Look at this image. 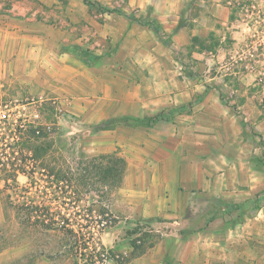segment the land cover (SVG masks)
Returning a JSON list of instances; mask_svg holds the SVG:
<instances>
[{
	"label": "rangeland",
	"instance_id": "obj_1",
	"mask_svg": "<svg viewBox=\"0 0 264 264\" xmlns=\"http://www.w3.org/2000/svg\"><path fill=\"white\" fill-rule=\"evenodd\" d=\"M89 1L94 4L0 0V264L130 263L155 244L158 250L185 245L193 249L206 238L214 254L219 247L232 249L234 264H264V0H187L184 10L206 15L205 27L209 16L217 17L214 28L206 34L194 30L179 48L167 33L156 36L162 57L171 58L150 65L154 71L177 72L193 79L189 84L198 81L205 89H218L225 104L237 107H231L234 113L249 119L234 142L237 171L231 195L214 197L208 188L186 182L181 186L188 205L182 222L164 223L157 216L163 221L157 226L155 220L137 216L144 209L125 207L141 200L137 192L129 195L126 184L113 192L100 184L91 190L85 186L79 199L61 194V187L81 188L77 181L58 178L83 173L88 156L116 151L115 146L127 155L132 127L173 120L167 110L149 125L152 115L111 116L122 103L127 107L124 101L130 97L125 92L140 81L135 66L119 59L117 39L123 28L129 32L131 20L104 12L100 5L142 19L149 16L130 9L128 0ZM142 29L140 35L148 38L151 28ZM109 93L115 99L110 105ZM203 131L220 136V129ZM113 133L127 143L117 144ZM196 154L186 161L195 168V181L201 177L200 167H214ZM245 174L249 186L236 183ZM204 178L212 185L217 176ZM18 206L24 207L21 213ZM28 207H34L29 216ZM85 240L86 249L66 247ZM95 248L107 251L110 258H97ZM166 260L182 262L175 254Z\"/></svg>",
	"mask_w": 264,
	"mask_h": 264
},
{
	"label": "crops",
	"instance_id": "obj_2",
	"mask_svg": "<svg viewBox=\"0 0 264 264\" xmlns=\"http://www.w3.org/2000/svg\"><path fill=\"white\" fill-rule=\"evenodd\" d=\"M186 2L188 1L128 0V7L137 10L138 15L149 16V19L157 21L164 33L171 36L173 45L179 48L189 42L191 32L197 29L201 34H206L208 30L214 28L212 21H217V17L212 20L209 16V27H205L206 15H202L201 11L197 14L194 9L193 12L190 10L186 12L184 10ZM117 20L126 21V19ZM127 22L129 32L123 28L117 39V44L121 40L119 59L135 66V78L140 83L139 85L135 82L131 84L132 88H128L129 90L125 92L130 97L124 101V106L127 107L124 108L122 103V106H117L119 112L111 116L134 114L141 118L146 115L154 117L157 113L167 110L172 113L170 116L173 120L157 122L154 126L143 124L132 127L129 133L130 147L127 155L115 146L116 151L119 150L128 163L122 187L126 184L124 189L127 188L130 196H134L137 192L141 197L139 204H126L125 207L135 209V211L144 209L137 216L147 221L155 220L156 222H152L154 226L163 223L162 220L155 219L157 216L163 218L164 223H180L188 206L183 195L185 191L181 189L182 184L188 182L189 186H192L196 183L200 188H208V194L214 197L231 195V189L234 188L236 180L234 178L235 168L237 171V167H234L237 166L234 163L236 160L234 142L241 138L244 121L247 125L249 119L234 113L231 107L233 109L237 107L225 104L218 89H205L198 81L189 84L188 81L193 79L177 72L154 71L150 65L163 61L168 63L171 57L169 55L162 57L164 53L161 52V42L156 38L157 34L151 30L152 28L148 30L149 37L146 38L140 35L142 28L146 25L129 20ZM231 23V26L235 25L233 20ZM201 25L204 27L199 28ZM127 48L130 50L125 51ZM201 96L202 98L197 100V97ZM107 98L109 105L115 100L110 93ZM187 102H190L189 105H184ZM186 110H191V114L183 112ZM207 128L220 129V136L214 138L207 133L204 134L203 129ZM117 130L112 131L116 134ZM114 133L115 142L124 145L126 139ZM196 153L201 155V158L205 157L210 165L214 163L211 169H208V166V168H199L197 176L201 177L197 178V181H195V168L186 162L188 156L193 157ZM223 159L226 160L225 165L221 163ZM217 160L220 162L218 163ZM217 172L222 173L218 175ZM222 174L225 175L224 180L221 179ZM187 175L190 176L188 179H186ZM210 175L217 176L212 185L211 181L207 184L204 178ZM236 183L249 186L247 174H245V179L242 178L241 181L237 179ZM223 193H226L225 196ZM177 197H182V199L178 201ZM212 202L218 206L217 201ZM219 203L220 206H228L227 201H219ZM158 245L152 246L147 253L138 258L139 261L137 259V262L127 264H234L232 249L227 246L219 247L220 249L214 254L213 249L209 247L211 244L208 245L207 238L193 249L185 245L181 249L160 247L158 250ZM173 254L181 256L182 262L174 260L173 263H168L166 257ZM210 256H213V261Z\"/></svg>",
	"mask_w": 264,
	"mask_h": 264
},
{
	"label": "trees",
	"instance_id": "obj_3",
	"mask_svg": "<svg viewBox=\"0 0 264 264\" xmlns=\"http://www.w3.org/2000/svg\"><path fill=\"white\" fill-rule=\"evenodd\" d=\"M84 1L89 4H94L89 0H84ZM100 6H101L100 8L104 10V12H107V13L117 12L119 14H123L127 16V18H129L131 21H135L140 24L149 26L157 33L158 36L163 35L164 31L161 25L155 20H151L148 18L142 19L130 13H127L119 8L104 7L102 5ZM201 98L202 96L197 97V100H200ZM162 118H163L162 114H158L154 117H150L148 119L147 125H149L150 122L155 123L156 121ZM244 124L246 125L245 121H244ZM86 159L87 161L85 163L86 164L85 167L83 168V173L76 176L75 178L73 177H68L65 179L58 178V180L61 182L65 180L71 183H73V181H77L78 184L81 186V188L73 187L72 189H66L65 187L64 188L61 187V194L63 195L65 194L66 195L65 197L67 198L69 197L72 199H79V197H81V194H82L81 189L84 188L85 186L89 187V190H91L92 188L96 187V184H100L101 186L105 187L106 191L108 192H113L117 188H120L123 186L128 163H127L126 157L123 154H121L119 151L101 153V154L94 155L91 157L88 156ZM23 208L24 207L22 206H18L20 213ZM26 210H27V216H29V214H31L30 212L34 211V207L33 209L28 207L26 208ZM70 230H71V233L74 232V229H70ZM91 239L92 238L89 237L88 240H91ZM88 246L89 245L87 244V240H85V241H82L81 243L79 241H75V243L71 244L70 247L68 246L66 247L69 248L70 250H75V249L77 250L78 248L79 250H82V249L88 248ZM136 249L137 247L134 248V252H136ZM94 250L96 251L97 258L102 257V253L104 252V250L102 251V253L97 248H95ZM108 252H112V251H108ZM129 261L130 260L127 259L126 261L118 262V264H126Z\"/></svg>",
	"mask_w": 264,
	"mask_h": 264
},
{
	"label": "built area",
	"instance_id": "obj_4",
	"mask_svg": "<svg viewBox=\"0 0 264 264\" xmlns=\"http://www.w3.org/2000/svg\"><path fill=\"white\" fill-rule=\"evenodd\" d=\"M105 252H107V251H104V252L102 253V257H103L104 260H107V259H108V255H107V253H105Z\"/></svg>",
	"mask_w": 264,
	"mask_h": 264
}]
</instances>
